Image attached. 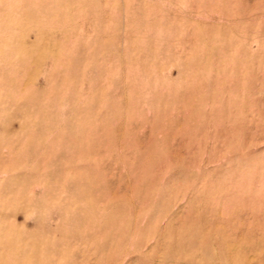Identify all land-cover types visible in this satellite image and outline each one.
<instances>
[{
  "label": "rangeland",
  "instance_id": "1",
  "mask_svg": "<svg viewBox=\"0 0 264 264\" xmlns=\"http://www.w3.org/2000/svg\"><path fill=\"white\" fill-rule=\"evenodd\" d=\"M0 264H264V0H0Z\"/></svg>",
  "mask_w": 264,
  "mask_h": 264
}]
</instances>
